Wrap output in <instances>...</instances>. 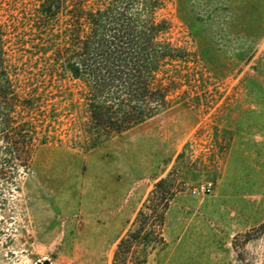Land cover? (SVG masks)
I'll return each instance as SVG.
<instances>
[{
	"label": "rangeland",
	"instance_id": "374dc122",
	"mask_svg": "<svg viewBox=\"0 0 264 264\" xmlns=\"http://www.w3.org/2000/svg\"><path fill=\"white\" fill-rule=\"evenodd\" d=\"M41 2L0 0L16 104L10 122L0 110V264H264V0H169L160 14L187 52L181 85L166 111L99 141L79 83L42 44ZM169 172L153 232L156 219L136 218ZM141 225L142 242L115 258Z\"/></svg>",
	"mask_w": 264,
	"mask_h": 264
},
{
	"label": "trees",
	"instance_id": "16d2710c",
	"mask_svg": "<svg viewBox=\"0 0 264 264\" xmlns=\"http://www.w3.org/2000/svg\"><path fill=\"white\" fill-rule=\"evenodd\" d=\"M168 1L42 0L38 17L45 35L42 44L46 48L50 40L54 43L53 64L79 83L88 125L93 130L88 132L95 141L166 111L170 94L181 85L183 75L178 63L184 61L187 52L173 43L171 22L160 14ZM0 61V110L5 122H10L16 104L14 89L2 66V47ZM24 103L22 106L28 109L32 100L25 98ZM18 129L24 133L21 136L29 157L34 126L26 120ZM173 185L172 172L154 184L143 204L151 214L140 209L136 223H141L142 217L156 219L150 228L153 232L156 223L163 224L174 195ZM141 229L142 225L120 239L115 258L122 248L142 242ZM158 235L163 243L162 234Z\"/></svg>",
	"mask_w": 264,
	"mask_h": 264
},
{
	"label": "built area",
	"instance_id": "2783aa9c",
	"mask_svg": "<svg viewBox=\"0 0 264 264\" xmlns=\"http://www.w3.org/2000/svg\"><path fill=\"white\" fill-rule=\"evenodd\" d=\"M194 191L209 193L211 192V186L210 184H200L197 188L194 189Z\"/></svg>",
	"mask_w": 264,
	"mask_h": 264
},
{
	"label": "water",
	"instance_id": "95a60500",
	"mask_svg": "<svg viewBox=\"0 0 264 264\" xmlns=\"http://www.w3.org/2000/svg\"><path fill=\"white\" fill-rule=\"evenodd\" d=\"M38 264H50L49 260H43L42 262H39Z\"/></svg>",
	"mask_w": 264,
	"mask_h": 264
}]
</instances>
